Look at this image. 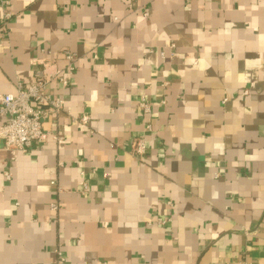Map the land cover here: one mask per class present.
Masks as SVG:
<instances>
[{"label":"crops","instance_id":"obj_1","mask_svg":"<svg viewBox=\"0 0 264 264\" xmlns=\"http://www.w3.org/2000/svg\"><path fill=\"white\" fill-rule=\"evenodd\" d=\"M4 1L0 94L62 105L0 139V264H264V0Z\"/></svg>","mask_w":264,"mask_h":264},{"label":"built area","instance_id":"obj_2","mask_svg":"<svg viewBox=\"0 0 264 264\" xmlns=\"http://www.w3.org/2000/svg\"><path fill=\"white\" fill-rule=\"evenodd\" d=\"M6 2L0 0V3ZM130 7V4L127 3ZM8 17L9 14H6ZM173 45H171V48ZM64 57L67 60L63 71L55 72L56 79L62 87L69 85L70 78L75 70L74 63L76 55L73 52L65 51ZM48 78L43 77L41 72L35 73V79L29 85H18L14 94H0V139H3L6 147L26 151L33 143L41 142L46 137L51 136L54 139L61 140L60 136H54L42 127L41 118H43L47 110L58 111L62 102L59 98L53 97L47 90ZM164 103V101H161ZM142 113L151 112V103L141 99L138 103ZM82 123L88 121L87 116L80 117ZM147 131L151 130L149 123H146ZM146 143L143 138L134 139L131 151L141 156L145 153ZM83 185V184H82ZM51 209H55V205H51ZM59 259L56 264H64V257L60 252ZM86 264V263H85ZM91 264V263H87ZM253 264V263H246Z\"/></svg>","mask_w":264,"mask_h":264}]
</instances>
